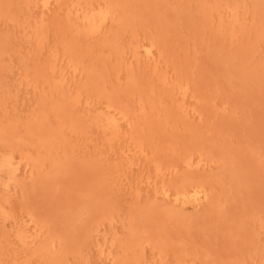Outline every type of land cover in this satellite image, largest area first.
I'll return each mask as SVG.
<instances>
[{
	"label": "rangeland",
	"instance_id": "rangeland-1",
	"mask_svg": "<svg viewBox=\"0 0 264 264\" xmlns=\"http://www.w3.org/2000/svg\"><path fill=\"white\" fill-rule=\"evenodd\" d=\"M0 157V264H264V0H0Z\"/></svg>",
	"mask_w": 264,
	"mask_h": 264
},
{
	"label": "bare ground",
	"instance_id": "bare-ground-1",
	"mask_svg": "<svg viewBox=\"0 0 264 264\" xmlns=\"http://www.w3.org/2000/svg\"><path fill=\"white\" fill-rule=\"evenodd\" d=\"M96 14H97V13H96ZM106 14H107V13H106ZM101 15H102V14H101ZM90 16H92V14H91ZM102 16H103V15H102ZM93 20H94V19H93ZM93 20H91V17H90V21H91V23H93ZM90 21H89V22H90ZM94 23H95V21H94ZM94 23H93V25H96V23H95V24H94ZM145 51H146V50H145ZM149 52H150V51H149ZM113 118H114V117H113ZM113 118H112V119H113ZM114 120H115V119H114ZM107 122H108V121H107ZM107 122H106V123H107ZM108 123H109V122H108ZM114 123H115V122H114ZM114 123H113V125H114ZM10 159H11V158H5V159H2V158L0 157V160H1V161H0V167L5 168V169H6V168L9 169V167H10V165H11V160H10ZM12 161H13V160H12ZM12 163H13V162H12ZM13 164H14V163H13ZM10 168H11V167H10ZM0 170H1V169H0ZM9 171H10V170H9ZM5 173H7V172H5ZM1 175H3V174L1 173ZM5 177H6V176H5ZM4 180H5V179H4ZM189 187H190V186H189ZM193 188H194V187H193ZM184 189H185V188H184ZM191 189H192V188H191ZM197 189H198V188H197ZM188 190H190V189L188 188ZM188 190H186L185 192H188ZM193 190H194V189H193ZM198 190H199V189H198ZM198 190H197V191H198ZM197 191L194 192V193H197ZM181 192H182V191H181ZM201 193H202V192H201ZM176 194H177V193H176ZM176 194H175V195H176ZM181 194H182V193H181ZM183 194H184V192H183ZM183 194H182L181 196H183V198H185L186 196H184ZM186 194H187V193H186ZM177 195H178V194H177ZM177 195H176V196H177ZM190 196H191V195H190ZM192 196H193V195H192ZM196 196H197V195H196ZM197 197H198V196H197ZM197 197H196V198H197ZM189 199H191V198H189Z\"/></svg>",
	"mask_w": 264,
	"mask_h": 264
}]
</instances>
